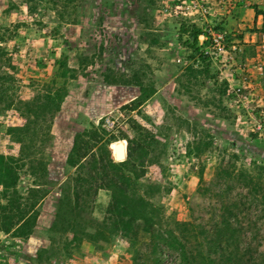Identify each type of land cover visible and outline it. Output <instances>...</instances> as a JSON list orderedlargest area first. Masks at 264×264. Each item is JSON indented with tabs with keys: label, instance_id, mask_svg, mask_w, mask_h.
Segmentation results:
<instances>
[{
	"label": "rangeland",
	"instance_id": "1",
	"mask_svg": "<svg viewBox=\"0 0 264 264\" xmlns=\"http://www.w3.org/2000/svg\"><path fill=\"white\" fill-rule=\"evenodd\" d=\"M262 23L264 0H0V155L16 174L12 212L37 203L30 235L0 231V264H154L157 239L130 248L118 207L170 237L176 220L216 233L222 212L240 226L243 171L264 165ZM207 26L235 44L216 63L198 42ZM81 141L135 190L76 193L67 162ZM159 247L161 264H182Z\"/></svg>",
	"mask_w": 264,
	"mask_h": 264
},
{
	"label": "trees",
	"instance_id": "2",
	"mask_svg": "<svg viewBox=\"0 0 264 264\" xmlns=\"http://www.w3.org/2000/svg\"><path fill=\"white\" fill-rule=\"evenodd\" d=\"M198 32L197 34H200ZM94 132V131H93ZM95 133V132H94ZM95 135V134H94ZM95 142V138L92 139ZM92 146L91 142L81 141L80 145L75 148L74 153L70 154L68 164H76L75 178H72L76 193L97 194L101 186H111L118 191L128 193L134 191L132 182L120 170L121 163H116L110 157L100 159L87 160V151ZM116 154L124 155V141L113 144ZM87 153V154H86ZM131 150L127 151L125 161L131 159ZM124 161V162H125ZM87 170V176L82 175ZM85 174V173H84ZM244 186L249 190L251 201L248 208L242 209L244 222L240 226H235L234 221H230L229 217H224V212L218 221V225L223 227L215 232H207L201 228V224L194 221H174L179 227L176 231L178 236L170 237L158 229L154 225L148 223H140L134 220L124 207H118L115 219L118 221L117 228L120 229V235L131 247H134L142 240L149 236L155 237L156 241L152 242V254L154 255L153 263L161 264L158 258L159 243L164 242L170 248L177 249L181 252L180 262L182 264H264V165L254 164L252 169L243 171L241 178ZM16 184V174L12 167L0 155V186L2 187V196L9 198L8 203H0V231L14 230L17 236H28L32 233L36 224L37 213H31L37 203L26 201L23 209H19L17 213H13L11 206L18 204L14 196L8 197L9 191ZM70 183L64 189L63 198L69 199ZM37 189L32 188V191ZM81 195H79L81 197ZM256 201H252V200ZM31 206V211H28ZM77 206V205H76ZM76 210V211H75ZM75 213L78 209L75 208ZM234 210L228 214L231 216ZM31 213V214H30ZM77 215V214H76ZM74 220H77L74 219ZM72 222V220H71ZM99 227L94 228V232L84 231L89 239H98L101 236ZM70 230L75 231L73 227ZM247 232L251 235L247 237ZM247 238V239H246ZM188 248V250L186 249ZM138 249L135 253L138 254ZM161 256V255H160ZM141 264V263H139Z\"/></svg>",
	"mask_w": 264,
	"mask_h": 264
},
{
	"label": "built area",
	"instance_id": "3",
	"mask_svg": "<svg viewBox=\"0 0 264 264\" xmlns=\"http://www.w3.org/2000/svg\"><path fill=\"white\" fill-rule=\"evenodd\" d=\"M179 1V0H178ZM168 10L167 8H165ZM198 42L201 46V50L204 56L213 62L221 60V57L235 50V44L228 45V39L226 32L223 29H216L212 26H207L199 35ZM257 38V40L255 39ZM251 40L259 42L260 46L264 47V24L262 23L258 32L253 33ZM114 121L106 119V125L108 127L113 126Z\"/></svg>",
	"mask_w": 264,
	"mask_h": 264
},
{
	"label": "water",
	"instance_id": "4",
	"mask_svg": "<svg viewBox=\"0 0 264 264\" xmlns=\"http://www.w3.org/2000/svg\"><path fill=\"white\" fill-rule=\"evenodd\" d=\"M116 156H117L118 158H122V157H124V155H122V154H116Z\"/></svg>",
	"mask_w": 264,
	"mask_h": 264
}]
</instances>
